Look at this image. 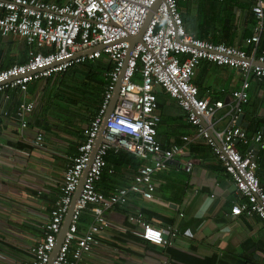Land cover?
Returning a JSON list of instances; mask_svg holds the SVG:
<instances>
[{
    "label": "crops",
    "instance_id": "obj_1",
    "mask_svg": "<svg viewBox=\"0 0 264 264\" xmlns=\"http://www.w3.org/2000/svg\"><path fill=\"white\" fill-rule=\"evenodd\" d=\"M252 4V0H179L178 7L189 33L249 52L254 47L264 49V23L258 42H246L256 26ZM27 49L17 36L0 37V68L25 60ZM101 68L99 63L77 65L31 82L26 92L0 94V264L32 261L30 248L44 236L66 164L76 154L83 129L98 110L106 72ZM90 76L98 90L93 105L81 111L72 98L66 106L59 105L60 88ZM241 79L237 68L202 60L191 81L199 97L227 102ZM155 91L160 114L157 138L162 146L182 143V136L195 135V128L175 98L160 88ZM27 101L33 102V109L25 114L27 123L23 127L16 110L20 102ZM225 111L226 107L215 115L218 129L228 120ZM240 126L248 137L257 131L264 134V77L250 80ZM37 132L43 134L41 145L33 143ZM236 146L241 153L252 150L256 173L264 186V147L258 148L251 141H237ZM189 157L193 166L186 172L182 166ZM106 162L113 172L104 170L97 189L109 193L129 186L144 160L124 150L110 149ZM153 181L152 199L131 192L125 204L105 211L109 225L101 233L100 243L83 256L80 264H264V224L256 214L231 215V206L242 197L202 138L188 143L184 154L153 174ZM137 213L163 228L170 243L157 245L142 239L140 226L128 219ZM171 228L176 231L172 237L168 232ZM187 229L191 235L185 234Z\"/></svg>",
    "mask_w": 264,
    "mask_h": 264
},
{
    "label": "built area",
    "instance_id": "obj_2",
    "mask_svg": "<svg viewBox=\"0 0 264 264\" xmlns=\"http://www.w3.org/2000/svg\"><path fill=\"white\" fill-rule=\"evenodd\" d=\"M179 0H0V37L17 36L27 45L25 60L0 68V94L11 90L26 92L31 82L62 73L85 61L103 58L110 64L96 113L83 129L76 154L66 164L60 194L44 225V236L31 248L30 264H48L61 224L73 195L88 165L78 197L73 204L70 223L52 264H80L83 256L100 243V235L109 225L105 211L127 202L131 192L152 199L153 174L182 155L187 145L202 138L230 176L242 201L231 206V215L256 214L264 224V186L257 176V161L251 149L241 153L237 141H250L264 147V134L248 137L238 123L248 102L250 80L264 77V49L249 52L224 43H212L189 33L178 7ZM256 18L255 32L246 42H258L264 23V0H252ZM151 15L147 20L148 15ZM139 41L129 50V37H135L144 23ZM206 60L216 65L237 68L240 85L230 92V100H210L198 96L192 83L195 67ZM118 82V96L108 113L103 140L92 155L102 117ZM160 88L175 98L184 110L195 135L182 136V143L162 146L157 138L160 122ZM226 107L228 120L218 129L216 113ZM33 102H20L16 115L26 126L25 114ZM1 134V125H0ZM37 132L33 143L41 145ZM124 150L144 160L129 186L109 193L97 189L107 167L108 150ZM193 153V152H191ZM190 153V154H191ZM192 157L183 162L190 172ZM90 211V221L79 229V217ZM128 219L140 226L139 236L153 244L168 245L164 229L144 220L140 213ZM171 237L175 230H168ZM185 234L191 235L189 229ZM154 264V263H152ZM165 264V262L161 263Z\"/></svg>",
    "mask_w": 264,
    "mask_h": 264
},
{
    "label": "water",
    "instance_id": "obj_3",
    "mask_svg": "<svg viewBox=\"0 0 264 264\" xmlns=\"http://www.w3.org/2000/svg\"><path fill=\"white\" fill-rule=\"evenodd\" d=\"M160 1L161 0H157V4ZM150 15H151V12H150V14L147 17L146 22L148 21ZM146 22L144 23L143 27L141 28V30L139 31V33L135 37H129L128 38V41H129V50H131V48L133 47V45L135 44L136 41H139L140 40ZM118 85L119 84L117 82L116 87H115V89L113 91L112 98H111V100H110V102H109V104L107 106V109H106V111H105V113H104V115L102 117L100 129L98 131L97 137H96L95 142L93 144L92 155L94 154V151L96 150V148L98 147V145L103 140V133H104V130H105V123H106L107 115L113 109V107L115 105V102L117 100V96H118ZM242 116H243V114L239 118V121H238L239 124L241 122ZM87 168H88V165L84 168V170L82 172V175L80 177V182H79V184L77 186V189H76V191H75V193L73 195V198H72V201H71V203L69 205L68 211H67V213L64 216V219H63L62 224H61L60 232L57 235V240H56L55 246H54V248H53V250H52V252L50 254V260H49L48 264H52V261L55 258V255L57 253V250H58V248H59V246H60V244H61V242L63 240L64 234H65V232H66V230L68 228V225L70 223V218H71V215H72V211H73V204H74L75 200L78 197L79 191H80L81 186H82V182H83V180L85 178V174H86Z\"/></svg>",
    "mask_w": 264,
    "mask_h": 264
},
{
    "label": "rangeland",
    "instance_id": "obj_4",
    "mask_svg": "<svg viewBox=\"0 0 264 264\" xmlns=\"http://www.w3.org/2000/svg\"><path fill=\"white\" fill-rule=\"evenodd\" d=\"M73 80L75 81V79ZM67 85L68 88L65 87L66 85L64 86L65 88H60L61 91L59 94L62 97L59 99L60 106H66L69 98H72L77 105V109L82 111L84 108L93 105L98 98L97 86L91 76L88 78H80L74 83Z\"/></svg>",
    "mask_w": 264,
    "mask_h": 264
},
{
    "label": "trees",
    "instance_id": "obj_5",
    "mask_svg": "<svg viewBox=\"0 0 264 264\" xmlns=\"http://www.w3.org/2000/svg\"><path fill=\"white\" fill-rule=\"evenodd\" d=\"M54 1H56V2H58V3H62L61 2V0H54ZM91 63H99V65H100V67L102 66V71L104 72V71H107L109 68H110V64L108 63V62H103L102 60H89V61H85V62H83V63H81V64H78V65H82V66H87V67H91ZM98 65V64H97ZM75 66H77V65H75ZM75 66H73V67H75ZM72 68V67H71ZM53 76V75H52ZM51 77V76H50ZM103 77V76H102ZM49 78V77H48ZM103 82H104V79H103V81H102V84H103ZM97 110V109H96ZM81 219H83V223H82V221H81ZM90 211L88 210V209H86V210H84L83 211V213L81 214V216L79 217V223H81V225H79V228H80V226H82V224H85V223H87V222H89L90 220Z\"/></svg>",
    "mask_w": 264,
    "mask_h": 264
}]
</instances>
